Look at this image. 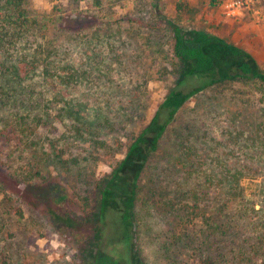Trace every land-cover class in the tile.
<instances>
[{"label": "trees", "instance_id": "trees-1", "mask_svg": "<svg viewBox=\"0 0 264 264\" xmlns=\"http://www.w3.org/2000/svg\"><path fill=\"white\" fill-rule=\"evenodd\" d=\"M33 1L0 0V140L14 139L21 143L38 125L48 126L63 117L69 122L68 137L72 142L82 143L88 158L113 154L115 146L121 143L110 142L103 136L126 128L136 120L130 113L138 106L136 93L131 94L132 101L126 106L119 102V108L109 112L110 103L106 102L105 107L98 106L92 115H88L84 111L89 99L86 96L69 98L64 87L69 91L75 89L77 85L69 83L73 77L98 81L101 94L106 91L104 89L115 86L96 66L98 58H110L119 46L111 40V34L97 35L99 28L93 25L95 20L97 23L96 16L78 9L80 0H70L68 3L75 2L76 6L69 11L54 7L39 9ZM93 3L103 8V0H93ZM169 26L172 51L180 64L179 83L168 91L151 120L125 147L123 156L116 160L110 173L98 179L94 191L87 195L86 200L93 202L94 212L76 216L68 207L70 201L64 189L60 188L58 192L54 189L55 196L50 194V198L44 196V188L35 185V179L25 183L18 175L5 172L2 163L0 186L18 197L17 189L43 197L38 201L56 224L63 226L66 232L82 234L81 254H87L89 260L90 253L94 252L95 264H111L110 256L115 254L117 246L121 251L118 250L116 257L122 264H144L136 242L142 218L138 209L141 200L150 202L148 213L153 212V208L158 209L163 218L172 216L176 222L179 253L193 252L191 261H179V264H259L262 256L260 264H264V178L256 192L248 196L238 175L244 168L210 161L208 170L214 177L198 181L200 167L188 163L184 148H179L178 209L162 202L163 196L156 191L163 190L166 173L157 172L153 181L150 178L144 182L149 159L158 150L177 110L199 89L217 88L234 81L256 82L261 88L260 115L264 119V71L248 54L214 35L188 34L173 24ZM90 28H95V39L92 36L83 39L80 33ZM61 35L66 38L56 43L55 37ZM74 51L79 63L75 74L69 75L65 72L68 69L66 60ZM57 75L62 88L54 91L51 86ZM57 100L61 102L58 109L53 105ZM255 128L254 134L246 137V142L251 156H257V169L264 173V126ZM234 132L229 137L238 143L235 140H239V135ZM188 133L193 135L195 148H201L204 144L202 136L207 133L200 135L198 130ZM181 134L179 138H182ZM211 148L208 138L203 151L215 153ZM253 169L249 166L245 172ZM189 176H194L193 180ZM213 183L215 195L208 197L204 189ZM151 184L155 188L153 194ZM8 186L9 190L6 189ZM145 191L148 192L141 197ZM244 231L251 235L242 237Z\"/></svg>", "mask_w": 264, "mask_h": 264}, {"label": "rangeland", "instance_id": "rangeland-1", "mask_svg": "<svg viewBox=\"0 0 264 264\" xmlns=\"http://www.w3.org/2000/svg\"><path fill=\"white\" fill-rule=\"evenodd\" d=\"M33 2L43 10L54 7L69 11L76 6L75 2L69 4L70 0ZM77 5L78 9L96 16L97 23L95 20L93 25L99 28L97 35L111 34V40L119 46L110 58H98L96 66L115 86L104 89L106 91L101 94L98 81L73 77L69 83L76 84L75 89H64L69 98L86 96L89 99L84 111L88 115H92L98 106L105 107L106 102L110 103L109 112L118 109L119 102L126 106L135 92L138 106L130 113L136 120L126 128L103 136L121 145L115 146L113 154L96 159L88 158L82 143L72 142L68 137L69 122L63 117L57 118L48 126L38 125L21 143L14 139L0 140V163L5 172L18 175L25 183L35 179V185L44 188V196H55L54 189L56 192L64 189L70 201L68 207L81 217L86 212H94L93 202L86 197L94 191L97 180L110 173L116 160L123 156L125 147L151 120L168 91L179 83L180 64L172 51L169 24L188 34H211L235 45L264 71V0H103V8L94 6L93 0H80ZM88 21L92 24V19ZM94 29L81 32V37L95 39ZM65 38L64 35L55 37L56 43ZM75 52L66 60L68 69L65 72L69 75L75 74L79 63ZM58 82L59 75L51 86L54 91L62 88ZM260 89L258 83L248 81L201 88L177 110L143 176L146 182L157 172L166 173L163 190H156L163 196L162 202L174 209L179 207V148H184L188 163L200 167L196 180L212 179L214 176L211 174V177L208 170L210 161L223 162L230 167L244 168L238 173L241 185L248 196L256 192L264 173L257 169V156H251L248 151L246 137L254 134L255 126H264L260 115ZM60 103L57 100L53 105L58 109ZM191 130L200 131V135L207 133L202 136L204 144L201 148H195L193 135L188 133ZM234 131L239 135V140H235L238 143L229 137ZM3 134L7 135L6 132ZM180 134L182 138H179ZM208 138L215 153L203 151ZM249 166L254 169L245 172ZM193 177L189 176L191 180ZM215 188L213 183L204 192L213 197ZM17 190L19 197L0 186V264H95L94 252L90 253L89 260L87 254H81L82 234L66 232L63 226L56 224L40 202L43 197L31 196L24 189ZM150 191L155 193L153 184ZM155 197L160 196L155 194ZM149 203L141 200L138 205L142 218L136 242L143 263L191 261V250L179 253V230L173 217L163 218L164 215L154 208L148 213ZM242 235L246 237L251 232L244 231ZM115 250L110 263L122 264L116 257L118 250L121 251L120 246ZM97 260L102 261V258L97 257Z\"/></svg>", "mask_w": 264, "mask_h": 264}]
</instances>
